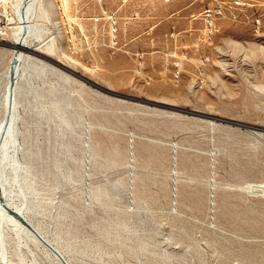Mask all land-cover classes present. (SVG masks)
I'll return each instance as SVG.
<instances>
[{"label":"rangeland","instance_id":"rangeland-1","mask_svg":"<svg viewBox=\"0 0 264 264\" xmlns=\"http://www.w3.org/2000/svg\"><path fill=\"white\" fill-rule=\"evenodd\" d=\"M219 1L221 30L201 41L200 14ZM0 2V24H15L11 1ZM63 2L42 0V36L57 58L81 61L67 66L76 72L68 81L48 72L43 88L30 89L54 101L55 125L68 126L58 148L73 136L57 173L68 179L48 170L32 179L45 233L78 264H264V0ZM11 39L0 41V97ZM8 244L15 259L32 260L14 238Z\"/></svg>","mask_w":264,"mask_h":264},{"label":"bare ground","instance_id":"bare-ground-1","mask_svg":"<svg viewBox=\"0 0 264 264\" xmlns=\"http://www.w3.org/2000/svg\"><path fill=\"white\" fill-rule=\"evenodd\" d=\"M0 1L7 3L9 0ZM10 1L16 15L9 16L8 19H15V24L3 26L0 38V41L5 40L8 35L12 38L10 46L6 47L12 55L5 74L4 94L0 97V102L3 103V106H0V264H78L72 259L70 249L65 247L60 239L55 240L45 233L37 216L36 198L29 195L32 192V179L40 177L45 170L54 172V177L60 181L68 179V175L57 173L65 172L68 167L67 154L73 143L70 139L73 136L70 134L68 139H64L68 146L58 148L59 135L69 134L68 126L55 125L57 116L53 107L54 101L30 98V89L43 88L44 83L51 80L48 72L56 73L63 82L68 81L71 75L67 72L68 69L65 70L64 66L51 60L57 58L56 46L52 38L42 36L44 25L38 17L40 9H43L42 0ZM63 3L69 5L68 0ZM206 14L207 7L200 16L204 17ZM63 55L71 60H57L65 66L73 67L74 64L71 63H75L76 58L66 52ZM179 80L180 78H177V81ZM193 80V86H204L205 68L199 69L197 77ZM41 94L45 95L43 92ZM40 133L47 136V143L38 144V149L35 150V140ZM260 188L264 189V185ZM9 237L16 240L18 251L23 248L30 251L32 260H27L23 254L19 255V260L15 259L9 253L8 247L12 248L8 244ZM40 250L45 252L49 262L37 255ZM119 263L146 264L142 259ZM86 264L112 262L105 259Z\"/></svg>","mask_w":264,"mask_h":264},{"label":"built area","instance_id":"built-area-1","mask_svg":"<svg viewBox=\"0 0 264 264\" xmlns=\"http://www.w3.org/2000/svg\"><path fill=\"white\" fill-rule=\"evenodd\" d=\"M234 6L242 5L246 3V0H232ZM226 12V6L223 2L219 1L213 5L207 6V14L204 17H200L204 22V29L198 35V39L201 41H206L211 43V40L214 39L215 35L218 31L221 30L220 19L224 16ZM4 25L0 24V38L2 37V27ZM140 58H138L140 64H144L145 62V53L141 52L138 54ZM183 60L182 58H177L174 61L176 66V70L174 72V78L177 81V78L181 77V67H182ZM208 65V57H204L201 59L199 69L202 70Z\"/></svg>","mask_w":264,"mask_h":264},{"label":"water","instance_id":"water-1","mask_svg":"<svg viewBox=\"0 0 264 264\" xmlns=\"http://www.w3.org/2000/svg\"><path fill=\"white\" fill-rule=\"evenodd\" d=\"M54 60V59H53ZM56 63H58V64H60V65H62V66H64L66 69H68V70H70L72 73H76L75 71H73L71 68H68L67 66H65L63 63H61V62H59L58 60H54ZM96 85H98V84H96ZM100 88H102L103 90H106V91H110V90H108L107 88H105V87H102V86H100V85H98ZM118 94V93H117ZM120 94V93H119ZM122 95H125V94H122ZM125 96H127V97H133V98H135V99H139L138 97H135V96H129V95H125ZM198 113H200V114H203L202 112H198Z\"/></svg>","mask_w":264,"mask_h":264}]
</instances>
